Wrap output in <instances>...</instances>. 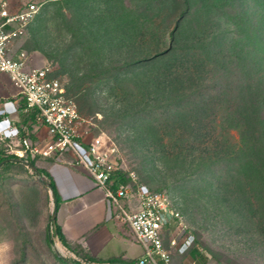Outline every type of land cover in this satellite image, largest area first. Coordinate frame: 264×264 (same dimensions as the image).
<instances>
[{"label": "rangeland", "instance_id": "obj_1", "mask_svg": "<svg viewBox=\"0 0 264 264\" xmlns=\"http://www.w3.org/2000/svg\"><path fill=\"white\" fill-rule=\"evenodd\" d=\"M31 2L39 10L13 45L51 64L79 112L116 142L135 192L168 194L175 226L193 236L174 263L264 264V0L11 9ZM51 192L24 163L0 170V264H73L58 251L94 264L51 241Z\"/></svg>", "mask_w": 264, "mask_h": 264}, {"label": "built area", "instance_id": "obj_2", "mask_svg": "<svg viewBox=\"0 0 264 264\" xmlns=\"http://www.w3.org/2000/svg\"><path fill=\"white\" fill-rule=\"evenodd\" d=\"M38 10L36 2L12 10L10 0H0V71L9 75L26 108L34 109L37 120L47 125L50 138L45 143L34 141L25 128V135L16 143L0 130V150L26 160L29 155H41L62 161L69 155L66 162L84 166L96 185L105 190L111 215L126 224L130 238L142 245L143 254L137 263L175 264L173 252H185L193 236L175 226L178 213L170 205L168 194L140 189L135 192L125 181L116 185L114 175L121 169L116 142L105 132H97L94 123L79 112L65 84L52 74L51 64H36L26 50H16L13 45V37L23 32ZM50 225L58 240L56 227Z\"/></svg>", "mask_w": 264, "mask_h": 264}, {"label": "crops", "instance_id": "obj_3", "mask_svg": "<svg viewBox=\"0 0 264 264\" xmlns=\"http://www.w3.org/2000/svg\"><path fill=\"white\" fill-rule=\"evenodd\" d=\"M11 125L16 129L11 130ZM25 128L29 129L34 141L45 143L50 138L47 125L37 120L34 109L26 108L25 100L19 96L9 75L0 71V130H5L17 143L25 135ZM7 156L15 157L0 150V158ZM69 158L66 155L64 160L57 161L52 157L29 155L27 159H35L36 166L47 180L48 186L42 183L45 188L52 191L51 180L57 188L61 201L56 224L63 235V243L101 264L108 263L113 257L137 260L143 254L142 245L130 238L126 224L111 215L105 190L96 185L84 166L66 162ZM20 163L27 165L7 159L0 163V170ZM121 177L122 172L117 171L114 175L116 185L123 181ZM51 196L54 201L53 192Z\"/></svg>", "mask_w": 264, "mask_h": 264}, {"label": "trees", "instance_id": "obj_4", "mask_svg": "<svg viewBox=\"0 0 264 264\" xmlns=\"http://www.w3.org/2000/svg\"><path fill=\"white\" fill-rule=\"evenodd\" d=\"M12 156H7V157H1L0 158V163L3 161V160H5V159H10ZM30 162L31 163H33V164H35V159H30ZM40 171H41V169H39ZM119 172H122V174H123V177H121V179L123 180V181H125V182H127V173L126 172H124V170H122V169H119L118 170ZM49 185H50V187H51V189H52V192H53V195H54V201H55V205H56V208L58 209V207H59V204H60V201H61V198L59 197V195H58V191H57V188H56V186H55V184H54V182L51 180L50 181V183H49ZM50 224H53L55 227H56V232L58 233V235H59V238L61 239V241L63 242V235L60 233V231H59V229H58V226H57V224H56V218L55 219H51V223ZM49 237H50V239H51V241H53L52 239H53V232H52V230H51V225H50V231H49ZM198 252V250L197 249H194L193 250V253L194 254H196ZM59 256V255H58ZM65 262H66V260L62 257V256H60ZM86 258L87 259H89V261H91V262H94V264H98V260H96L95 258H93V257H91V256H86ZM112 262H114V263H123V264H138L137 263V260L136 259H131V260H127V259H124V258H122V257H113V258H111L109 261H108V264H111Z\"/></svg>", "mask_w": 264, "mask_h": 264}, {"label": "water", "instance_id": "obj_5", "mask_svg": "<svg viewBox=\"0 0 264 264\" xmlns=\"http://www.w3.org/2000/svg\"><path fill=\"white\" fill-rule=\"evenodd\" d=\"M11 160H15V161H22V162H25L28 166H30L39 176V179L40 181L45 185V186H48V183L47 181L45 180L44 176L40 173L38 167L36 166V164H33L31 163L30 161L26 160L25 158L23 157H19V156H15V157H11L10 158ZM7 159L3 160L6 161ZM57 216V208H56V205H54V208H53V213H52V219H55ZM57 254L59 256H62L66 262L68 263H73V264H85V263H76V262H72L70 259L66 258L65 256H63L59 251L57 252ZM111 264H116L114 262H112Z\"/></svg>", "mask_w": 264, "mask_h": 264}]
</instances>
